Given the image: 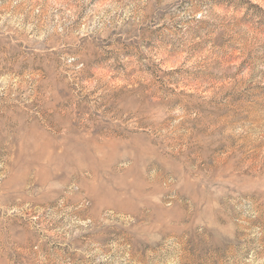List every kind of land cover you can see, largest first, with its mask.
I'll list each match as a JSON object with an SVG mask.
<instances>
[{
	"label": "rangeland",
	"instance_id": "374dc122",
	"mask_svg": "<svg viewBox=\"0 0 264 264\" xmlns=\"http://www.w3.org/2000/svg\"><path fill=\"white\" fill-rule=\"evenodd\" d=\"M0 264H264V0H0Z\"/></svg>",
	"mask_w": 264,
	"mask_h": 264
}]
</instances>
